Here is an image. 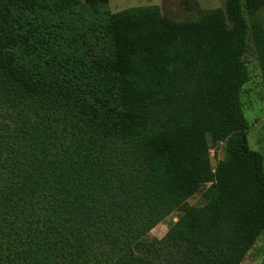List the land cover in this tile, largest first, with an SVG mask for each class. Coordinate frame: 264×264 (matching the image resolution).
Segmentation results:
<instances>
[{"label":"trees","instance_id":"trees-1","mask_svg":"<svg viewBox=\"0 0 264 264\" xmlns=\"http://www.w3.org/2000/svg\"><path fill=\"white\" fill-rule=\"evenodd\" d=\"M106 3L0 0V264H239L264 234L241 101L264 0L180 22Z\"/></svg>","mask_w":264,"mask_h":264},{"label":"rangeland","instance_id":"rangeland-1","mask_svg":"<svg viewBox=\"0 0 264 264\" xmlns=\"http://www.w3.org/2000/svg\"><path fill=\"white\" fill-rule=\"evenodd\" d=\"M78 1L80 3L84 2V0ZM149 5H156L162 15L173 21L180 22L194 16L197 7L205 10L223 7L224 0H107L103 9L114 13L129 7ZM81 9L84 11L82 7ZM83 16L87 20L86 23L92 21L93 17H90L87 13L83 14ZM260 18V30L264 31V12L260 13ZM89 36L91 40L94 39L92 37L94 35ZM243 59L249 69V81L243 86L241 94L243 113L249 122L246 140L250 148L259 151L263 155L264 170V60L259 58L256 50L252 47L249 48ZM3 117L0 116V126L4 123ZM221 144L220 142L218 145L209 146V156L212 165L223 156ZM201 193L202 189H199L189 196L187 201L196 206L203 204L204 200ZM177 215L176 211L170 213L133 244L137 258H141L157 240L165 235L169 224L177 219ZM239 264H264L263 233L257 237L255 243Z\"/></svg>","mask_w":264,"mask_h":264}]
</instances>
